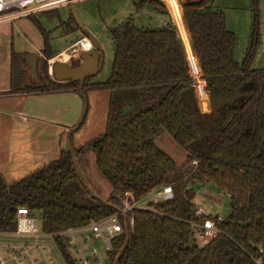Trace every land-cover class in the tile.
<instances>
[{"label":"trees","instance_id":"1","mask_svg":"<svg viewBox=\"0 0 264 264\" xmlns=\"http://www.w3.org/2000/svg\"><path fill=\"white\" fill-rule=\"evenodd\" d=\"M213 3L185 0L183 19L178 7L169 6L178 36L170 25L147 30L135 28L130 21L111 31L110 76L92 88H136L144 109L136 114L124 112L125 102L111 99L103 134L78 148L70 146L58 159L11 184L0 176V234H15L18 210H25L29 217L39 212L41 232L52 237L65 264H75L67 249L66 231L118 215L124 200L137 204L147 194L171 185L174 163L154 144V138L165 131L196 162L197 180L212 183L229 197L230 214L215 223L216 238L198 248L190 226L203 218L195 217L191 191L184 193L185 220L173 217L175 199L131 209L118 215L123 233L110 242L109 264H255L264 260V70L250 69L257 47L256 14L250 50L238 64L235 36ZM141 4L166 13L156 1L141 0ZM41 34L43 58L37 61L41 80L27 85L19 67L23 56L12 53L11 94L78 89V83H57L48 77L46 62L59 53H51L47 33ZM187 62L198 87L204 81L209 113L197 107ZM86 152L93 153L97 169L116 194L104 202L96 199L91 207L74 204L68 192L69 183L78 178L75 159ZM127 194L131 197L126 198Z\"/></svg>","mask_w":264,"mask_h":264},{"label":"rangeland","instance_id":"2","mask_svg":"<svg viewBox=\"0 0 264 264\" xmlns=\"http://www.w3.org/2000/svg\"><path fill=\"white\" fill-rule=\"evenodd\" d=\"M184 1L180 0V3ZM140 2L141 0H74L70 5L54 10L55 12L50 15L38 14L31 16L32 18L17 19L13 23L0 22V93L8 91L10 87L9 69L12 53H20L23 56L19 67L26 75L27 85L36 83L29 73L26 63L22 61L29 57H34L36 61L43 58L40 53L43 49L41 31L47 33L48 48L53 55L60 54L72 42L85 37L91 43V52L99 54L98 73L88 79L85 85H78L77 90H82L85 98L79 94L81 100L76 103V106H74L73 101L65 100V98H56L55 103L56 105L65 103V106H69L68 112L62 109L58 113L59 122H64L63 119L70 121L73 116L76 117L72 121L76 123L68 129L70 132L69 141L72 147L75 138L82 144L98 137V127L101 124L97 123L98 113L96 111L90 113L89 94L101 91L100 89H92V86L106 82L110 76L114 54L111 31L128 21L135 28L147 30H161L173 22L171 18L167 17L168 15L155 10L149 4L139 5ZM169 6L177 7L171 4ZM213 7L223 13L226 29L235 36L234 60L238 64L244 61L250 50L251 34L256 14L257 47L250 62V69L253 71L264 70V0H257L256 4L254 0H214ZM56 56L46 62L48 77H52L49 68L53 62L58 61L55 60ZM78 63V59L66 62L67 65H77ZM36 72L39 77V74H41L40 68L37 67ZM202 87V85L198 87L200 96L203 95ZM133 90L131 88L117 89L115 91H118V93L114 94V97L118 98L120 95V98H125L123 101H128V106L132 107L133 113L136 114L141 112L144 107L136 100L139 90L135 88L138 91L135 94ZM130 93L131 95H129ZM202 106L205 107L204 101H202ZM129 110L127 108L125 112ZM202 113L205 112L202 111ZM73 128L75 129L73 130ZM63 144L65 145V139ZM154 144L174 163L171 185L169 186L174 195L173 200L175 199L176 206V213L173 217L179 220L186 219L184 210L187 201L184 199V193L185 191H191L189 193L193 194V198L190 204L195 210L202 209L206 216L212 218H227L230 214L229 197L219 192L212 183L197 180L194 168L196 162L189 159L187 151L179 147L165 131L154 138ZM75 167L78 178L68 185V192L74 204L91 207L96 204L97 200L106 201L111 196H116L111 185L97 169L93 153L86 152L76 157ZM155 193L156 191L147 194L137 205L147 207L149 203H152ZM33 219L38 234L43 235L41 232V213L36 212ZM43 240L47 241V245L44 249L45 258L41 264H65L54 242L47 237ZM51 248L52 252H50ZM1 249L2 243H0ZM67 249L75 264H84V262L86 264H109L102 241L84 242L77 239L75 243L68 242ZM92 251H94V254L91 253ZM24 260V264L34 263L29 257H25Z\"/></svg>","mask_w":264,"mask_h":264},{"label":"crops","instance_id":"3","mask_svg":"<svg viewBox=\"0 0 264 264\" xmlns=\"http://www.w3.org/2000/svg\"><path fill=\"white\" fill-rule=\"evenodd\" d=\"M152 1L161 4L157 0ZM162 7L164 6L162 5ZM164 10L166 12L165 8ZM165 14L168 15L167 12ZM167 17L170 19L169 15ZM183 25L185 28L184 20ZM185 31L188 36L186 28ZM76 41L72 42L68 47ZM197 67L199 68L198 62ZM188 68L189 74L192 76L189 64ZM199 72L201 76V71ZM193 85L194 96L199 111L201 113L203 111L205 114L209 113L210 101L204 92V83L202 96L198 94V89L195 88L196 86L194 82ZM88 89L92 90L93 88ZM100 90L101 91L99 92H91L89 94L90 113H95L96 111L98 113L97 123L101 124V126L98 127V136L105 131L106 117L111 99H125L120 98V95L118 98L114 97V94H117L118 91L108 89ZM133 91L134 94L138 92L135 89ZM79 94L83 96L81 90H60L18 94H11L8 90L0 93V176H2L7 184L22 179L33 171L58 159L61 151L69 149L71 145L69 141L70 132L68 129L71 126H74V123L76 122L72 121H74L76 117L73 116L70 121L63 119L64 122H59L58 119L60 118L58 113L62 109H65L66 112H68L69 106H65V103L56 105L55 99L65 98V100L73 101L74 106H76V103L81 100ZM129 95H131V93ZM83 98L85 97L83 96ZM136 100L142 105L139 92ZM202 101L205 102L204 108L202 106ZM124 102L125 107L123 108V111L125 112L128 108L130 110L127 112L133 113V108L128 106L129 102ZM64 139L65 145L63 144ZM85 143H87V141L80 144L75 138L73 148H78ZM43 235L40 236L38 231L35 235L23 237H17L14 234H0V243H2L0 255L5 261H7L6 264H24L25 257H29L34 262L33 264H41L45 258L44 249L47 245V241L43 240V238L47 237L53 241L51 236ZM50 252H52V248L50 249Z\"/></svg>","mask_w":264,"mask_h":264},{"label":"built area","instance_id":"4","mask_svg":"<svg viewBox=\"0 0 264 264\" xmlns=\"http://www.w3.org/2000/svg\"><path fill=\"white\" fill-rule=\"evenodd\" d=\"M74 0H0V22H8L13 23L15 20L20 18H28L31 16H35L44 12L54 11L60 7H64L66 5H70ZM159 1L166 12L172 17L169 13V5H176L181 11V3L180 0H157ZM169 4V5H168ZM182 14V11H181ZM183 17V15H182ZM173 21V20H172ZM174 32L176 35L178 34L176 27L171 23ZM92 51L91 43L87 38L82 37L78 39L75 43H73L66 50L61 53H67L68 58L66 61H58V62H69L72 59H78L81 53H90ZM57 62V61H55ZM54 63V62H53ZM52 63V64H53ZM49 68V72L51 73V66ZM192 82L195 84V88L198 89V85L196 84V79L190 76ZM202 80V78H201ZM203 81V80H202ZM204 83V82H203ZM203 89V87H202ZM131 195L127 194L126 198H130ZM174 195L169 186L163 187L161 190L155 193L152 203H163L169 202L173 200ZM142 205L137 204H129L127 200L123 202V211L119 212L118 215H123L125 212L130 211L134 208L144 209V207H140ZM146 208V207H145ZM18 219L16 232L14 235L17 237L23 236H31L37 234V230L35 228V221L33 218L29 217L25 210L17 211ZM118 215L109 217L99 222L90 221L88 226L83 229L73 230L69 229L64 233V237L68 239V242L75 243L77 239H80L84 242L91 241H102L104 244V249L106 253L111 251V241L122 235L123 228L118 221ZM195 215L197 218H203V221L198 223L191 224V232H192V240L195 246L198 248H204L208 244L212 242L213 239L218 235L215 227L216 222H222L223 219L214 217L216 220L212 219L210 216H206L202 209H196ZM129 227H132L133 222L129 220ZM94 254V251H92ZM0 264H6V261L0 255ZM86 264V262H84ZM255 264H264L262 260L256 261Z\"/></svg>","mask_w":264,"mask_h":264},{"label":"water","instance_id":"5","mask_svg":"<svg viewBox=\"0 0 264 264\" xmlns=\"http://www.w3.org/2000/svg\"><path fill=\"white\" fill-rule=\"evenodd\" d=\"M29 73L35 79L36 83L41 80L37 75V61L34 57H29L25 61ZM80 65L71 67L63 62H54L51 66V74L57 83H78L82 84L98 73L100 57L95 52L81 53L79 56ZM127 232V229H126ZM264 262V260H263Z\"/></svg>","mask_w":264,"mask_h":264},{"label":"bare ground","instance_id":"6","mask_svg":"<svg viewBox=\"0 0 264 264\" xmlns=\"http://www.w3.org/2000/svg\"><path fill=\"white\" fill-rule=\"evenodd\" d=\"M67 58H68L67 53H61L58 56H56V59L55 60H58V61H66ZM51 63H52V61H51Z\"/></svg>","mask_w":264,"mask_h":264},{"label":"flooded vegetation","instance_id":"7","mask_svg":"<svg viewBox=\"0 0 264 264\" xmlns=\"http://www.w3.org/2000/svg\"><path fill=\"white\" fill-rule=\"evenodd\" d=\"M39 63H40V62H39ZM79 63H80V62H79ZM79 63H78V64H79ZM78 64H77V65L70 64L69 66H71V67H77V66H79Z\"/></svg>","mask_w":264,"mask_h":264}]
</instances>
